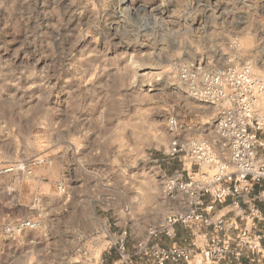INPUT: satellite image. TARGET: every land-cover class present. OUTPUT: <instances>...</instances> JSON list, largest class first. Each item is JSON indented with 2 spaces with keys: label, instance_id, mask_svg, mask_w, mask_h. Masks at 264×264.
Here are the masks:
<instances>
[{
  "label": "clouds",
  "instance_id": "obj_1",
  "mask_svg": "<svg viewBox=\"0 0 264 264\" xmlns=\"http://www.w3.org/2000/svg\"><path fill=\"white\" fill-rule=\"evenodd\" d=\"M0 264H264V0H0Z\"/></svg>",
  "mask_w": 264,
  "mask_h": 264
}]
</instances>
